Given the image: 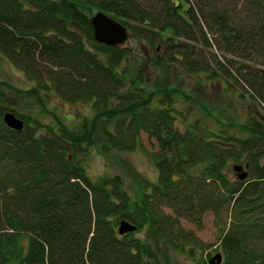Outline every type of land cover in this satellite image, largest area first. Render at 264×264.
I'll list each match as a JSON object with an SVG mask.
<instances>
[{
	"label": "trees",
	"instance_id": "obj_1",
	"mask_svg": "<svg viewBox=\"0 0 264 264\" xmlns=\"http://www.w3.org/2000/svg\"><path fill=\"white\" fill-rule=\"evenodd\" d=\"M30 1L0 0V54L31 82L0 80V264H162L119 221L183 252L209 245L183 225L202 229L207 214L220 264H264V0ZM99 10L126 27L125 43L94 40ZM51 96L91 116L68 125ZM227 96L245 103L240 121ZM141 133L156 145L148 192L132 200L119 175H88L91 147L129 151Z\"/></svg>",
	"mask_w": 264,
	"mask_h": 264
},
{
	"label": "rangeland",
	"instance_id": "obj_2",
	"mask_svg": "<svg viewBox=\"0 0 264 264\" xmlns=\"http://www.w3.org/2000/svg\"><path fill=\"white\" fill-rule=\"evenodd\" d=\"M24 1L27 5H33L30 0ZM80 33H82L81 30ZM129 43L133 42L129 40ZM88 46L94 47L90 42ZM0 80L10 82L12 85L21 88L31 85V82L25 78L23 72L2 54H0ZM225 100L227 103L230 101L229 107L226 106L227 103L224 101L226 109H230L236 117H239L240 121L246 115L245 103L235 96H227ZM29 107L31 106L26 108ZM47 107L54 110L68 125L80 123L83 118L91 116V109L84 102L70 103L51 96L47 100ZM48 112L50 110L43 111L38 106H32V113L35 116L44 123L52 124L54 118ZM122 123L123 119L118 118L112 126L114 131L120 132ZM155 150L154 141L149 139L145 133H141L137 146L129 151L111 150L103 153L97 146L91 147L90 154L84 161V165L92 179L99 176L119 175L130 198L136 200L144 192H148L151 185L156 181L157 170L153 156ZM241 164L243 166V162H231L228 169L229 174L235 177L238 172L234 169V165ZM183 225L187 229H192L202 242L209 244L205 250L196 248H187L183 252L173 250L166 244L158 230L143 228L140 231H134V234L147 240L153 246L162 264H209V258L216 252H220L217 247L218 231L213 225L212 215L207 214L204 217L202 229H198L193 224L185 221H183Z\"/></svg>",
	"mask_w": 264,
	"mask_h": 264
},
{
	"label": "water",
	"instance_id": "obj_3",
	"mask_svg": "<svg viewBox=\"0 0 264 264\" xmlns=\"http://www.w3.org/2000/svg\"><path fill=\"white\" fill-rule=\"evenodd\" d=\"M90 24L93 29V38L96 42L109 46H116L125 43L128 39V31L125 26L118 22L113 17L102 11H95L89 18ZM3 122L10 128L20 130L23 126V121L14 115L11 111H6L3 114ZM247 165H234V169L238 172L236 174L239 180L246 179L248 172ZM137 227L131 222L122 219L119 221L117 231L120 235L134 232ZM222 255L216 252L212 255L208 263L220 264Z\"/></svg>",
	"mask_w": 264,
	"mask_h": 264
}]
</instances>
